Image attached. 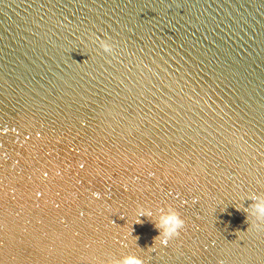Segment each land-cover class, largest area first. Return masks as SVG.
<instances>
[{
	"label": "water",
	"instance_id": "1",
	"mask_svg": "<svg viewBox=\"0 0 264 264\" xmlns=\"http://www.w3.org/2000/svg\"><path fill=\"white\" fill-rule=\"evenodd\" d=\"M254 195L264 0H0V264H264Z\"/></svg>",
	"mask_w": 264,
	"mask_h": 264
},
{
	"label": "clouds",
	"instance_id": "2",
	"mask_svg": "<svg viewBox=\"0 0 264 264\" xmlns=\"http://www.w3.org/2000/svg\"><path fill=\"white\" fill-rule=\"evenodd\" d=\"M99 48L103 53L108 55H115L117 51V47L111 42L110 37L100 40ZM239 139H242V137ZM236 146L240 147L239 143ZM249 199L252 203L247 208L237 207V210H243L247 215L245 222L250 224L247 231L251 229L255 232H262L264 231V198L254 195ZM158 213V218H155L156 214L152 210L144 206H137L134 216L137 224L142 223L140 217L150 218L155 229L159 232V235L155 238V242L160 241L161 246L168 247L172 241L181 236V232L186 227V221L182 218L181 212L171 205H168L166 208H159ZM149 251H155L154 247L149 248ZM109 264H144V261L136 255H125L121 259L110 261ZM220 264H223V262H220Z\"/></svg>",
	"mask_w": 264,
	"mask_h": 264
}]
</instances>
